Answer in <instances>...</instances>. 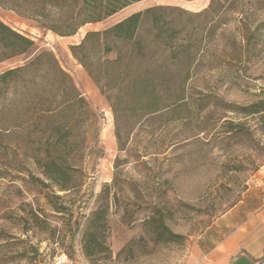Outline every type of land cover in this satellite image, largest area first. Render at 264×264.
Wrapping results in <instances>:
<instances>
[{"label": "trees", "instance_id": "trees-1", "mask_svg": "<svg viewBox=\"0 0 264 264\" xmlns=\"http://www.w3.org/2000/svg\"><path fill=\"white\" fill-rule=\"evenodd\" d=\"M144 1L0 0V8L34 23L40 31L72 37L84 26L103 23ZM257 1L208 0L197 12L148 7L100 30L87 31L78 44L69 47L72 58L110 110L119 152L127 151L124 133L163 117L188 125L193 79L201 54L209 45H216L218 32L231 58L252 50L251 41L264 26L254 19ZM4 63L14 65L0 72V95L10 94L15 104L0 107V144L10 141L37 170L41 178L29 173V185L49 192L45 194L48 206L71 230L70 242L78 236L86 260L91 264L110 260L108 217L117 201L110 193L111 186L104 185L95 196L94 207L77 219L73 220L72 207L63 202L66 193H78L85 184L83 165L92 158V152L84 155L89 142L80 139V128L94 127L96 115L51 52L38 49L31 39L0 20V65ZM226 112L239 119L222 122L223 140L249 152L229 172L254 175L264 165V93L245 106L228 107ZM123 161L116 158L114 168ZM149 209L141 223L142 234L129 240L116 259L131 261L136 251L182 241L165 225L159 206ZM24 224L23 234L35 230L46 232L47 241L59 239L38 212L30 210Z\"/></svg>", "mask_w": 264, "mask_h": 264}, {"label": "rangeland", "instance_id": "rangeland-1", "mask_svg": "<svg viewBox=\"0 0 264 264\" xmlns=\"http://www.w3.org/2000/svg\"><path fill=\"white\" fill-rule=\"evenodd\" d=\"M207 3L208 0L191 3L146 0L103 23L86 25L72 37L40 31L34 23L0 8L1 21L31 39L38 49L54 55L96 115L94 127L80 128V139L89 142L83 153L92 152V158L83 165L81 177L85 184L78 193H66L67 198L63 201L72 207L74 220L89 213L95 205V196L104 185L111 186V195H116V205L110 208L106 238L111 258L95 264H196L200 237L240 200L251 184L254 175L229 172L249 152L224 141L221 124L226 119H239L226 112L228 107L245 106L264 93V26L251 41L253 49L234 58L223 48L218 32L216 45H209L199 58L188 125L181 126L179 121L167 116L130 134L124 133L126 152L117 149L107 104L69 51V47L78 44L87 31L100 30L133 12L153 6L197 12ZM254 19L264 23V0L255 3ZM13 65L1 64L0 72ZM13 104L15 101L10 94L0 95V107ZM93 136L96 142L92 147ZM155 153L156 156H143ZM116 158L124 161L115 169ZM29 173L41 178L18 147H13L10 141L1 143L0 264H50L61 255L71 264H91L82 255L78 236L70 242L71 230L48 206L45 194L49 192L29 185ZM56 195L63 196L64 193L56 192ZM152 205L162 209L165 225L173 234L181 236L182 241L136 251V257L131 261L116 259L118 251L129 240L142 234V220ZM30 210L38 212L49 227L56 230L59 239L47 241L46 232L35 230L23 234L24 220L28 219ZM32 257L34 260H30Z\"/></svg>", "mask_w": 264, "mask_h": 264}, {"label": "crops", "instance_id": "crops-1", "mask_svg": "<svg viewBox=\"0 0 264 264\" xmlns=\"http://www.w3.org/2000/svg\"><path fill=\"white\" fill-rule=\"evenodd\" d=\"M196 264H264V165L240 200L200 237Z\"/></svg>", "mask_w": 264, "mask_h": 264}, {"label": "built area", "instance_id": "built-area-1", "mask_svg": "<svg viewBox=\"0 0 264 264\" xmlns=\"http://www.w3.org/2000/svg\"><path fill=\"white\" fill-rule=\"evenodd\" d=\"M50 264H71L64 255L56 257Z\"/></svg>", "mask_w": 264, "mask_h": 264}]
</instances>
